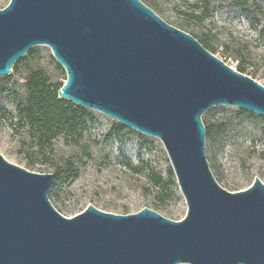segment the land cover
I'll list each match as a JSON object with an SVG mask.
<instances>
[{
    "label": "water",
    "instance_id": "water-1",
    "mask_svg": "<svg viewBox=\"0 0 264 264\" xmlns=\"http://www.w3.org/2000/svg\"><path fill=\"white\" fill-rule=\"evenodd\" d=\"M66 79L58 98L99 111L164 147L186 213L115 214L88 204L65 217L53 174L0 153V264H264V183L216 181L203 113L235 106L264 118V85L217 58L141 0H9L0 9V77L32 47Z\"/></svg>",
    "mask_w": 264,
    "mask_h": 264
},
{
    "label": "rangeland",
    "instance_id": "rangeland-1",
    "mask_svg": "<svg viewBox=\"0 0 264 264\" xmlns=\"http://www.w3.org/2000/svg\"><path fill=\"white\" fill-rule=\"evenodd\" d=\"M161 17L195 37L206 35L211 52L231 68L264 85V0H141ZM153 1L158 8L151 5ZM9 0H0V9ZM239 2V4L237 3ZM182 10H202V20L179 27ZM202 44V43H201ZM26 60L0 80V153L5 159L30 171L55 176L63 163L76 168L73 179L57 183L48 196L65 217L83 211L88 204L115 214H130L143 207L180 220L186 213L170 162L161 141L119 123L103 113L81 107L89 115L77 132H57L49 141L36 145V133L16 116V104L25 95V81L32 70L40 69L53 84H63L64 69L44 45L31 48ZM1 78V77H0ZM70 102V101H69ZM73 109L80 107L70 102ZM81 111V112H82ZM205 126V155L221 187L234 192L250 186L254 177L264 183V118L235 106L217 105L201 116ZM210 124L224 130L210 131ZM129 163L135 170L126 169ZM30 164L31 167H26ZM169 171L173 176L170 177ZM160 179L159 184H155ZM186 264V263H184Z\"/></svg>",
    "mask_w": 264,
    "mask_h": 264
},
{
    "label": "trees",
    "instance_id": "trees-1",
    "mask_svg": "<svg viewBox=\"0 0 264 264\" xmlns=\"http://www.w3.org/2000/svg\"><path fill=\"white\" fill-rule=\"evenodd\" d=\"M151 5H157L150 1ZM239 4V2H237ZM240 5V4H239ZM178 5L177 13L182 15L181 21H177L179 27H189L188 21L202 20L207 13V7H203L202 10H182ZM202 45L212 52L213 46L210 44L206 35H199ZM32 53L30 49L22 58L16 61L12 67V70H17L18 64ZM237 71L242 73V68L239 66ZM8 77H1L0 80H7ZM63 84H53L50 82L49 77L40 69L32 70L25 81V95L16 104V116L18 119L27 125L34 133H36V145L39 147L43 141H49L54 138L57 132L75 133L84 124L85 120L89 118V115L83 113L81 107L77 109L72 108V104L68 100L58 98L57 91ZM82 111V112H81ZM202 120V119H201ZM125 127L119 124V129ZM214 128L218 131H223L222 124L214 125L210 124L208 128V134ZM123 166L128 170H135L129 163H124ZM26 167H31L27 164ZM76 168L73 163L66 161L63 163L61 170L52 178V183L48 189V196H52L55 193L57 183L60 181L73 179L76 176ZM170 177L173 176L172 171H169ZM160 179H157L155 184H159Z\"/></svg>",
    "mask_w": 264,
    "mask_h": 264
}]
</instances>
